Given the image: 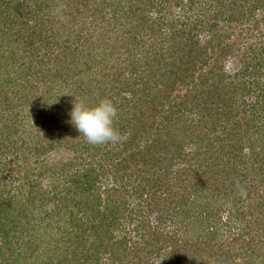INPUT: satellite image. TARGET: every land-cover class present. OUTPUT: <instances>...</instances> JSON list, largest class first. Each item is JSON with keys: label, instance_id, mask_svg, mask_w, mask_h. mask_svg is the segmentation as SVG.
I'll return each instance as SVG.
<instances>
[{"label": "trees", "instance_id": "16d2710c", "mask_svg": "<svg viewBox=\"0 0 264 264\" xmlns=\"http://www.w3.org/2000/svg\"><path fill=\"white\" fill-rule=\"evenodd\" d=\"M177 1L186 17L155 54L143 32L162 29L142 0H75V23L94 31L75 41L56 39L64 11L39 18L50 0H0V264H264V0L161 7ZM114 38L130 57L112 66L116 127L130 131L111 148L67 118L87 100L80 76L95 75L73 52ZM141 85L145 107L126 118ZM222 215L236 234L222 235Z\"/></svg>", "mask_w": 264, "mask_h": 264}, {"label": "rangeland", "instance_id": "374dc122", "mask_svg": "<svg viewBox=\"0 0 264 264\" xmlns=\"http://www.w3.org/2000/svg\"><path fill=\"white\" fill-rule=\"evenodd\" d=\"M63 1L64 0H55V1L53 0V4H52V1L50 0L51 8L48 10L47 14H45L43 16L42 15L39 16V18L44 19V22H48L50 17L52 18V16H56L59 13L64 14L63 11L65 12V16L61 20L62 23L58 25L60 27L62 25V28H57L55 31L56 39L60 40V41L69 40V39L72 41L73 40L75 41L76 38L79 37L78 33L81 29L83 30L85 35H86L85 31L94 32V31L88 30V28L85 27V24L83 21H79L78 23H75L74 17L78 14L77 9L75 8V4H76L75 0H71L70 5H68V6L63 5ZM162 3H163V0H147L146 2H145V0H142V2H140V4L138 5L140 8L145 10V16L144 17H145L146 21L147 20L149 21V22L147 21L149 23V25L151 24L152 26H154V29L156 27H158V28L160 27V29H162V33L159 34L160 36H158V37H156L157 33H155L154 31H151V29H148V30L145 29L143 32L145 39H146V42L148 44V47H146V48L153 51L155 54L161 52V51H159V49L164 42H165V44L162 47L166 48V46H168V43L166 42V40H168V39L166 38V36L168 35V32L171 31L170 26H172V25L181 26L180 25V17L181 16L186 17L187 8H188V7H186V8L183 7L181 9H179V7H177L178 1L176 2V4L174 2H170L165 7L164 6L161 7ZM7 8H9V6ZM7 8H6V6L5 7L2 6V8H0V13H3L2 11H5V9H7ZM54 14H56V15H54ZM97 20L99 21L98 17H97ZM130 20H131L130 16H127V18L123 19V23H129ZM100 22H102V21L100 20ZM88 26H90V25L88 24ZM47 27H48V25H47ZM90 28L93 30L92 26H90ZM111 35H112V33H111ZM115 40H116V38H114L110 42H107V41L101 39V41H99L98 44L96 41H93V43L91 45H89L88 48L86 45L84 54H82L80 51H79V55L76 52H73L75 54L74 56H76V58L78 59L77 63H74L75 66L79 67V70L77 72H83V71H85V69L87 67H90L92 70L94 69L93 71L95 72V75H96V76L93 75V77L88 76L87 73L85 72L84 76H80V78H82L81 84L83 85V82H85L86 83V84L84 83L86 85L85 88H87L90 91V92L89 91L83 92V94H88V96L86 97L87 100L86 99L85 100H86V104H88L90 106L97 104V100L99 102L101 99H104V98H109L112 101L119 102L120 106H121V102L124 101V99H123L124 97L119 96V94H118L119 90H121L122 88H121V85H119V83L117 84V79H115L116 77L114 76V74H116V69L114 70L112 68V66H113L114 62L117 65V63H118L117 58L118 57L122 56V59H127L130 57H128V55H126V53H125L127 49H124V47H122L121 44H119L118 41H115ZM125 41H127L129 44H131V42H129L128 40L125 39ZM153 42L156 44L155 48L150 47ZM76 48L77 47H76V43H75L73 45V50L75 51ZM111 53H113L114 55H111ZM150 54H151V52H150ZM76 58L74 57V60ZM70 59L71 58H69V60ZM150 61H151V59L148 58V62H150ZM154 65H156L157 69H158V67L160 65H162V62L159 63V66L156 64V62L154 63ZM59 67H60V69L62 68L61 66H59ZM58 70L59 69L57 67H55V71H53V72H57ZM100 70L101 71L106 70L107 75H110V76L104 77V75H101V76L98 75L97 72H99ZM60 73H62V72L60 71ZM60 73H58V74H60ZM63 73L65 74V69L63 70ZM60 78L57 79V82L61 83ZM66 78H67V76H66ZM83 78H84V80H83ZM162 78H164V74H160V73L156 77V79L159 81L163 80ZM97 79L99 81V85H97V82L95 81ZM75 80H78V79H75ZM118 88H119V90H118ZM142 88L143 87L141 85L138 88L140 93L134 97V100H136L138 103L137 109L132 110L130 113V109L124 108V113L128 114V116H125L126 118H128V117L132 118L133 114L135 112L139 113L141 111V109L145 107L144 104L146 103V100L144 101V99H146L147 95H146L145 91L144 92L141 91ZM58 89H59V87L57 88V90ZM125 96L127 97L130 95L127 94ZM91 97L93 98V100H92V102L89 103V100L91 99ZM132 102H133V104L135 103L133 100H132ZM124 105L128 106V105H126V102ZM121 108H123V107H121ZM119 111H120L119 114L122 115V109ZM69 113H70V111H69ZM191 116L195 117V118L197 117V115H195V114H192ZM63 119L66 120V118H64V117H63ZM68 119L69 120L71 119L70 115L67 118V120ZM117 123L118 122L116 121L115 126ZM126 129L127 130H124L123 132L120 131L122 134L121 141L117 144H112L111 148H112V146L113 147L119 146L121 143H123L125 138L128 137V133L130 130L128 128H126ZM103 146H105V145H103ZM69 155H70L69 152L54 151V152H50L49 157L52 160L61 161V159L68 158ZM84 168H85L84 165H82V166L79 165L76 168V170L78 171V170H80V169L82 170ZM51 180H53V179H51ZM100 180L106 182L108 180V178L105 179L104 177L101 176ZM51 182L52 181H50L49 178H46L44 185H48ZM64 182L67 185L66 179L64 180ZM102 190L104 192V189H102ZM232 205L233 204L231 203V206ZM47 209H48V207L46 208V210ZM53 211H54L53 207L50 206V212H53ZM222 216L224 217L223 220H225V222L222 226L223 230H224L221 232L222 235L226 234L224 237H227L228 235L231 236V233L236 234V230L234 228H231L233 226V224H230V225L227 224L228 215H222ZM234 219H237V216H234ZM250 219H251V217L247 218V220H243L242 222H244V223H242L239 220L238 225H240V228L243 229L245 226V223L248 224ZM33 223H35V221ZM55 225L59 226V224L58 225L55 224ZM249 227H250V225H249ZM229 229H230V232H229ZM233 236H234V234H233Z\"/></svg>", "mask_w": 264, "mask_h": 264}, {"label": "clouds", "instance_id": "9594fccd", "mask_svg": "<svg viewBox=\"0 0 264 264\" xmlns=\"http://www.w3.org/2000/svg\"><path fill=\"white\" fill-rule=\"evenodd\" d=\"M118 108L109 99H101L95 105H88L83 100L73 101V107L69 113L70 123L83 136L90 145L117 144L122 139L121 132L115 126L118 118ZM157 260L155 264H161Z\"/></svg>", "mask_w": 264, "mask_h": 264}]
</instances>
